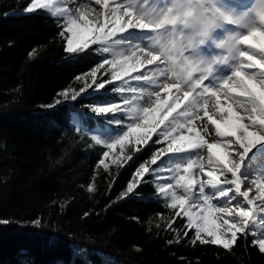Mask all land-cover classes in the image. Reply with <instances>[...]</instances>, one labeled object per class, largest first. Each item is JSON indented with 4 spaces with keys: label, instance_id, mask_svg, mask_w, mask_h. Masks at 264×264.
Instances as JSON below:
<instances>
[{
    "label": "snow or ice",
    "instance_id": "snow-or-ice-1",
    "mask_svg": "<svg viewBox=\"0 0 264 264\" xmlns=\"http://www.w3.org/2000/svg\"><path fill=\"white\" fill-rule=\"evenodd\" d=\"M52 8L53 15L66 17L60 35L67 42V53L99 44L112 59L77 76L83 86L59 92L49 108L75 100L92 85L105 87L110 81L99 82L97 73L106 65L112 80L138 73L133 78L148 86L130 88L131 95L121 98L122 108L114 103L93 109L98 115L123 111L130 117L122 124L126 130L112 142L93 136L107 149L99 160L105 169L112 150L119 149L112 161L116 163L132 159L126 149L135 154L150 141L162 145L140 164L117 199L128 198L149 182L146 175H155L159 195L171 201L168 207L178 210L176 216L186 217L189 230L195 229L193 244L200 241L229 250L240 235L247 237L249 226L264 213V175L250 178L251 169L245 167L254 150L264 146V0H247V6L238 10L225 0H165L158 5L148 0H88L75 9L61 8L54 0H29L24 11ZM94 11L98 14L91 20ZM139 34L142 39L134 43L133 36ZM36 55L35 50L29 53L32 58ZM141 68L145 70L138 71ZM204 134L212 136L211 142ZM193 151L195 157L182 155ZM169 154L177 157L175 163L170 158V166L151 167ZM165 172L172 174L170 180L162 175ZM206 188L214 191L209 194ZM219 198L227 202L213 203ZM9 222L0 219V224ZM172 222L168 221L169 228ZM259 223L264 227V220ZM251 235L255 237L251 245L264 253V232Z\"/></svg>",
    "mask_w": 264,
    "mask_h": 264
},
{
    "label": "trees",
    "instance_id": "trees-1",
    "mask_svg": "<svg viewBox=\"0 0 264 264\" xmlns=\"http://www.w3.org/2000/svg\"><path fill=\"white\" fill-rule=\"evenodd\" d=\"M28 3L0 0V219L10 221L0 224V264H264L250 230L229 250L193 244L195 229L159 195L155 175L117 199L162 145L150 141L135 154L126 149L132 159L113 163L117 148L106 158L108 169L99 164L107 149L91 131L124 117L93 110L120 98L109 66L97 73L99 82L110 81L105 87L48 105L66 88L79 90L84 81L76 77L109 53L99 44L67 53L63 19L47 9L26 13Z\"/></svg>",
    "mask_w": 264,
    "mask_h": 264
},
{
    "label": "rangeland",
    "instance_id": "rangeland-1",
    "mask_svg": "<svg viewBox=\"0 0 264 264\" xmlns=\"http://www.w3.org/2000/svg\"><path fill=\"white\" fill-rule=\"evenodd\" d=\"M245 1V0H244ZM111 2V0H110ZM165 0H148V3L149 4H154V5H158V4H162L164 3ZM168 3H172L174 2V0H167ZM226 4L233 8L234 10H238V9H243L247 6V3L244 5L245 7H243L240 3H239V0H225ZM258 2V0H257ZM56 3V1H54V4ZM76 6H71V7H68L69 9H75ZM95 9H97L98 11L100 10V6H96ZM50 11L51 14H53V8L52 9H48ZM98 11H94L92 15H90L88 18L89 19H93L97 17V14H98ZM58 16V15H56ZM60 17V16H59ZM66 20V17H64V22ZM230 27V26H229ZM125 36H127V33L124 34ZM142 39V34H139V35H134L133 36V42H139L140 40ZM66 47H67V44H66ZM101 47V46H100ZM217 53L220 52V50H215ZM109 60L112 59V54L109 53ZM152 66H146V68H151ZM145 69L144 68H141L139 69L138 71H144ZM138 74V73H131L129 76H126L123 78V80H115L119 83V88L123 87L124 91L122 92H119V100L115 101V102H108V104H105V105H109V104H114V103H117L121 106V108L123 107L122 105V97L123 96H129L131 95V92H130V88L132 87H135L137 88L138 90L142 87H148L143 81H136L133 77ZM164 94H162V98H163ZM146 99V98H145ZM100 106H103V105H100ZM122 114H124V117H121V116H115L114 117V123H116L117 121H121V124L118 123L116 126H114L113 124L112 125H109L107 127H98L94 130L91 131V133L94 135V136H97L98 138H100L101 140L105 141V142H112L115 138H117L119 135H122L123 134V131L126 130L125 127L122 126V124H126L128 122V120L130 119V117H128L126 115V113H124L123 111H121ZM78 126L79 127H82L81 124H79L77 122ZM200 122L197 121V125L199 126ZM209 129L212 131V135H214V128L213 126L211 125H208ZM159 131V130H158ZM203 134V133H202ZM204 138L206 140H208L209 142H211V139H212V136L211 135H207V134H204ZM203 154L205 156V160H206V156H207V153H206V150L203 151ZM183 156H188V155H191L193 157H195L196 155V152L193 151L191 153H185V154H182ZM253 156L251 157H257V159L261 158L264 160V146H259L256 150H254L253 154H251ZM170 158H171V163H175L176 160H177V157L175 156H172V154H169L168 156H165L164 158H162V161H159L158 164L156 165V167L158 166H170ZM250 160V158H249ZM261 161V160H259ZM263 165H264V162H263ZM256 175H264V168H261V167H256V170L254 172ZM162 175L165 177V179H171V176L172 174L171 173H168V172H165V173H162ZM156 177V176H155ZM253 176H251L250 178H252ZM163 182V181H161ZM174 183V181H172ZM208 189H211V188H206V192ZM213 190V189H212ZM177 191V194H180L181 190L179 188L176 189ZM223 206V205H222ZM259 232H262V227H259V231H258V234L259 235ZM210 238V237H209ZM211 239V238H210Z\"/></svg>",
    "mask_w": 264,
    "mask_h": 264
},
{
    "label": "bare ground",
    "instance_id": "bare-ground-1",
    "mask_svg": "<svg viewBox=\"0 0 264 264\" xmlns=\"http://www.w3.org/2000/svg\"><path fill=\"white\" fill-rule=\"evenodd\" d=\"M55 1H58V0H55ZM87 2H88V0H67V1L59 0V3H60V6H61V7H64V6H67V7L77 6V5L80 4V3H87ZM59 3H58V4H59ZM91 6H92L93 8H95V7L98 6V5H96L95 3H93ZM92 14H93V12H91L90 15H92ZM91 20H95V18H93V19H91ZM249 174H250V173H249ZM250 175H251V174H250ZM213 191H214V190H212V189H208V190H207V193L211 194ZM237 200H239L240 202H243L242 198L239 197V196H237ZM226 202H227V201H226V198H219L218 200L213 201V203H217V204L220 205V206L224 205ZM233 203H235V201H234ZM259 219H264V213L258 214V220H259ZM262 232H264V229L262 230Z\"/></svg>",
    "mask_w": 264,
    "mask_h": 264
}]
</instances>
